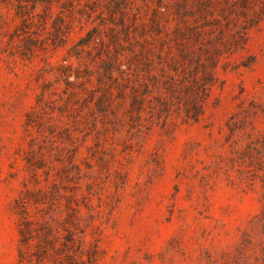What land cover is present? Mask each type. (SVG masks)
<instances>
[{"label": "rangeland", "instance_id": "rangeland-1", "mask_svg": "<svg viewBox=\"0 0 264 264\" xmlns=\"http://www.w3.org/2000/svg\"><path fill=\"white\" fill-rule=\"evenodd\" d=\"M0 264H264V0H0Z\"/></svg>", "mask_w": 264, "mask_h": 264}]
</instances>
